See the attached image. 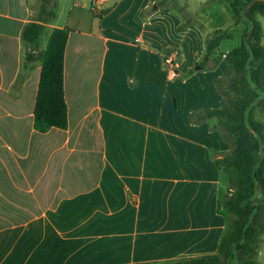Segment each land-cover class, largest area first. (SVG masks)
I'll list each match as a JSON object with an SVG mask.
<instances>
[{"label":"crops","instance_id":"1","mask_svg":"<svg viewBox=\"0 0 264 264\" xmlns=\"http://www.w3.org/2000/svg\"><path fill=\"white\" fill-rule=\"evenodd\" d=\"M156 1L91 0L83 18L73 0L28 59L23 30L40 0H0V264H172L220 252L229 217L216 159L231 145L213 120L195 123L192 114L222 106L215 80L228 71L224 41L217 60L213 53L196 66L235 14L188 0L184 10L168 2L143 16ZM54 27L70 30L69 124L41 132L39 50ZM85 75L93 92L77 90Z\"/></svg>","mask_w":264,"mask_h":264},{"label":"trees","instance_id":"2","mask_svg":"<svg viewBox=\"0 0 264 264\" xmlns=\"http://www.w3.org/2000/svg\"><path fill=\"white\" fill-rule=\"evenodd\" d=\"M264 13V1L248 0ZM168 0H158V7L167 6ZM237 18L238 1L230 3ZM57 0H40L37 16L27 23L23 38L29 44L27 58L36 55L32 52L41 47L47 24L57 15ZM150 7L144 15L152 12ZM95 15L101 17L99 13ZM185 17L184 26L192 22ZM236 18V19H237ZM252 23L253 41H243L239 48L227 54L228 71L216 78L215 82L223 95L220 108H205L193 112L195 123L213 120V129L221 132L231 145V150L216 159L217 166L228 176L230 188L226 196L221 195L220 208L229 217V227L223 237L220 252L213 255L194 256L176 260L172 264H221L234 258L237 252L259 254L264 233V126L252 118L251 105L260 92L264 94V64L262 71L249 74L253 60L264 61V28L255 13L248 14ZM238 21V19H237ZM68 28L54 27L46 47L40 51L42 70L34 107V127L47 132L53 127L66 129L69 124L68 104L65 96V51L69 39ZM228 36L226 29H216L208 38L206 56H212L222 40ZM247 34L244 35V38ZM208 59L200 62L201 68L208 66ZM259 89L260 92H255ZM223 187V186H222ZM262 195L263 204L255 206L253 201ZM242 264H261L258 259L243 257Z\"/></svg>","mask_w":264,"mask_h":264},{"label":"rangeland","instance_id":"3","mask_svg":"<svg viewBox=\"0 0 264 264\" xmlns=\"http://www.w3.org/2000/svg\"><path fill=\"white\" fill-rule=\"evenodd\" d=\"M77 3L79 4V8H80V12L83 16V18H87L89 13L91 14V0H76ZM187 1L188 0H168L169 3H172L173 5L177 6V8L184 10L186 8L187 5ZM233 0H207L204 3L201 4V9H199V11H203L206 10V8L211 9V7L214 4H223L222 9H229L230 3ZM238 1V6H239V15L240 17L237 18L235 16L236 21L229 25L226 30L228 32V36H226L222 42L224 41V50H229V52L233 49L239 48L243 41H253V38L251 37L252 34V23L248 20V14H253V12L256 15H262L259 16V20L262 21L263 25H264V13L259 9V7L257 5H254L252 2L248 1V0H237ZM70 3H73V0H64L61 3L60 8H56L57 12L60 11V17H58V20L61 21V19H64L65 15L67 14V7L69 6ZM84 3H87V5L85 7H83L82 5ZM198 4V3H196ZM57 6H58V0H57ZM155 5H153L152 7H154ZM95 7V6H94ZM203 8V9H202ZM98 10V9H96ZM232 10V9H231ZM186 11V10H185ZM95 12V9H94ZM233 12V11H232ZM234 13V12H233ZM198 14V13H197ZM188 20H195L196 18V14H192V15H188ZM46 36L48 35L47 29H46ZM247 34V37L244 38V35ZM48 39V38H47ZM221 42V43H222ZM263 45H264V38H263ZM223 51H220V53H222ZM228 52V53H229ZM214 55V60H217L216 58H219L220 53L216 50ZM264 61L262 60H253L252 63L249 65L250 68V72L249 74L251 75L254 72H257L258 70L262 71V67H263ZM85 79H83L81 82L79 80V82L77 83V90L78 92H88L89 90L93 92V86L90 88L89 87V83L90 81H88V76L86 77V75L84 76ZM255 92H260L259 89H256ZM250 114L252 116L253 119H255L258 123L263 124L264 126V94L260 92V95H257L254 99L253 104L251 105L250 108ZM230 188V182L228 180V176L225 178L224 182H223V196H226V194L228 193ZM255 206H260L263 204V200H262V195L258 194L257 199L253 201ZM260 217L257 218V221H264L263 217L261 216V214L259 215ZM262 256H257V255H252L249 254V252H245L244 254L242 253H238L236 254V256L234 258H231L229 260H226L224 262H222L221 264H242L243 262V257L248 259L250 257H252L254 260L258 259V261L261 264H264V233L262 234Z\"/></svg>","mask_w":264,"mask_h":264},{"label":"built area","instance_id":"4","mask_svg":"<svg viewBox=\"0 0 264 264\" xmlns=\"http://www.w3.org/2000/svg\"><path fill=\"white\" fill-rule=\"evenodd\" d=\"M165 64L167 66V70L169 71V73L174 74L175 73V65H176L174 59L171 57H167L165 59Z\"/></svg>","mask_w":264,"mask_h":264},{"label":"water","instance_id":"5","mask_svg":"<svg viewBox=\"0 0 264 264\" xmlns=\"http://www.w3.org/2000/svg\"><path fill=\"white\" fill-rule=\"evenodd\" d=\"M256 1H264V0H256ZM154 8H157V5H155ZM207 58H208V56L206 57V59H207ZM196 68H201V65L198 64V65L196 66Z\"/></svg>","mask_w":264,"mask_h":264}]
</instances>
